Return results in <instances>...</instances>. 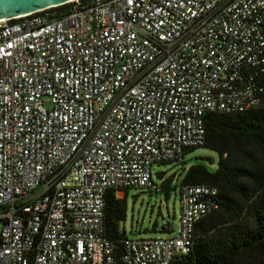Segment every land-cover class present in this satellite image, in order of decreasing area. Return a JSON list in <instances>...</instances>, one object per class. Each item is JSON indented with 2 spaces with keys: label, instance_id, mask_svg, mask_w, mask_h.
Returning a JSON list of instances; mask_svg holds the SVG:
<instances>
[{
  "label": "built area",
  "instance_id": "1",
  "mask_svg": "<svg viewBox=\"0 0 264 264\" xmlns=\"http://www.w3.org/2000/svg\"><path fill=\"white\" fill-rule=\"evenodd\" d=\"M65 3L0 18V264H174L217 187L180 184L175 234L120 251L105 193L159 191L151 164L201 146L206 113L259 103L264 0Z\"/></svg>",
  "mask_w": 264,
  "mask_h": 264
},
{
  "label": "trees",
  "instance_id": "2",
  "mask_svg": "<svg viewBox=\"0 0 264 264\" xmlns=\"http://www.w3.org/2000/svg\"><path fill=\"white\" fill-rule=\"evenodd\" d=\"M69 6L63 3L55 9ZM259 79L264 85V72ZM204 129L201 146L217 153L216 167L190 164L177 189L183 183L216 186L217 207L195 221L191 247L178 254L174 264H264V91L254 107L206 113ZM159 187L155 192L162 191ZM126 189L122 197L113 189L105 193V233L118 251L126 236L119 227L125 218Z\"/></svg>",
  "mask_w": 264,
  "mask_h": 264
},
{
  "label": "rangeland",
  "instance_id": "3",
  "mask_svg": "<svg viewBox=\"0 0 264 264\" xmlns=\"http://www.w3.org/2000/svg\"><path fill=\"white\" fill-rule=\"evenodd\" d=\"M217 153L197 146L185 151L182 160L171 162H153L152 179L162 186V191L153 188L128 187L125 193V218L120 222V229L130 237H155L175 234L174 231L161 227L163 219L177 225L179 204L177 185L186 170L194 162H202L213 170L217 164ZM1 228V222H0Z\"/></svg>",
  "mask_w": 264,
  "mask_h": 264
},
{
  "label": "water",
  "instance_id": "4",
  "mask_svg": "<svg viewBox=\"0 0 264 264\" xmlns=\"http://www.w3.org/2000/svg\"><path fill=\"white\" fill-rule=\"evenodd\" d=\"M67 1L69 0H0V18L13 17Z\"/></svg>",
  "mask_w": 264,
  "mask_h": 264
}]
</instances>
